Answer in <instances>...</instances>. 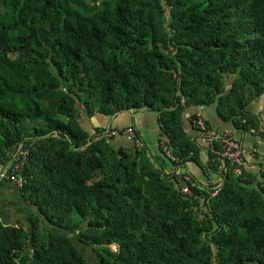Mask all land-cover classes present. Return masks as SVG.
Returning a JSON list of instances; mask_svg holds the SVG:
<instances>
[{
  "label": "trees",
  "instance_id": "obj_1",
  "mask_svg": "<svg viewBox=\"0 0 264 264\" xmlns=\"http://www.w3.org/2000/svg\"><path fill=\"white\" fill-rule=\"evenodd\" d=\"M262 98L264 0H0V168L28 148L20 189L42 219L0 222V264H90L79 247L97 264H264V164L236 175L185 122L216 105L235 136L257 130ZM143 109L171 170L136 129L141 144L117 148L83 124Z\"/></svg>",
  "mask_w": 264,
  "mask_h": 264
},
{
  "label": "crops",
  "instance_id": "obj_2",
  "mask_svg": "<svg viewBox=\"0 0 264 264\" xmlns=\"http://www.w3.org/2000/svg\"><path fill=\"white\" fill-rule=\"evenodd\" d=\"M248 110L251 111L258 119V129L248 132L236 131V137L242 146L243 157L245 161L246 171L251 174H258L261 164H264V98L260 101L252 103ZM197 111V108H189L186 111L185 122L186 129L189 135L197 138L198 142H202L201 137L193 129L189 122V117ZM202 114L205 116L207 123L215 130L233 129L231 122H225L218 115L217 106L212 105L206 107ZM84 126L91 133L95 128H110L115 133L123 131L132 126L141 135L142 143L148 148L151 154L155 156L158 151L157 160L165 168L171 170L163 156L159 151L160 127L158 124V115L151 110L143 109L134 114L132 111L120 113L113 118H107L97 115L90 121H83ZM114 147H125L133 149L135 144L133 141L127 139L124 134L116 133L111 140ZM257 148L256 155L252 154V149ZM13 154H11L10 158ZM14 156V155H13ZM209 155L207 152L201 153V161L206 165ZM188 169L198 179L201 184H208L206 177L207 172H204L201 167L196 164H188ZM210 178L217 183L220 180L218 173L209 174ZM37 217L41 221L39 210L29 202V196L25 195L23 190L19 187L9 183L7 180L0 183V222L4 227H24L29 229L31 227L32 218Z\"/></svg>",
  "mask_w": 264,
  "mask_h": 264
},
{
  "label": "built area",
  "instance_id": "obj_3",
  "mask_svg": "<svg viewBox=\"0 0 264 264\" xmlns=\"http://www.w3.org/2000/svg\"><path fill=\"white\" fill-rule=\"evenodd\" d=\"M202 110L203 108L200 107L199 112H197L196 114L197 118L194 120V128L196 132L200 131L199 133L205 142L202 145V148H204L207 152L211 151L218 157H221L223 160L228 161L230 167L233 168L234 173L238 176H242L243 169L245 167V162L242 158V149L236 139L235 131L233 129H225L222 131L211 130L202 116ZM115 134V131L111 132L108 134V137H111ZM123 134L127 137V139L135 142L137 145L141 144L140 139L137 137V133L134 127L126 129ZM160 145L166 158L178 162V159L172 155L171 150L166 144L165 140L161 141ZM216 145H219V149H216ZM28 158V148L21 146L19 150H17L13 161L8 165L6 164L1 166L0 183L7 180L9 183L19 188H23L25 180L21 176L25 166L28 163ZM176 179L178 183L182 181L184 185L182 187V193L188 196H192L191 188L194 187V183L192 182L191 178L187 175L182 176L177 173ZM186 182L190 183V185L185 184ZM221 187L222 184H220L217 188L212 187L213 191L211 195L215 196ZM114 251H116V249H114Z\"/></svg>",
  "mask_w": 264,
  "mask_h": 264
},
{
  "label": "rangeland",
  "instance_id": "obj_4",
  "mask_svg": "<svg viewBox=\"0 0 264 264\" xmlns=\"http://www.w3.org/2000/svg\"><path fill=\"white\" fill-rule=\"evenodd\" d=\"M155 157H159L158 156V151L156 152ZM71 238H73L72 239L73 241H75V239H76L73 234H71ZM79 249L84 254V256L87 258V260L89 261L90 264H97V261L95 259V256L93 255V253L91 252L90 249H84V250H82L80 247H79Z\"/></svg>",
  "mask_w": 264,
  "mask_h": 264
}]
</instances>
